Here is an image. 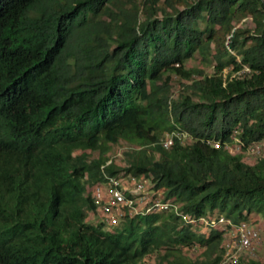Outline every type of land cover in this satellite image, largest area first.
<instances>
[{
    "label": "trees",
    "instance_id": "1",
    "mask_svg": "<svg viewBox=\"0 0 264 264\" xmlns=\"http://www.w3.org/2000/svg\"><path fill=\"white\" fill-rule=\"evenodd\" d=\"M236 127L243 149L264 138V0H0V264H221V231L173 212L89 222L90 187L104 166L193 218H264V152L207 142ZM176 129L192 141L162 148ZM118 141L123 167L106 164Z\"/></svg>",
    "mask_w": 264,
    "mask_h": 264
},
{
    "label": "built area",
    "instance_id": "2",
    "mask_svg": "<svg viewBox=\"0 0 264 264\" xmlns=\"http://www.w3.org/2000/svg\"><path fill=\"white\" fill-rule=\"evenodd\" d=\"M249 72L250 68L241 64L240 68L232 73V76L240 77ZM239 133L240 129L236 127L230 133L229 142L211 139L207 142L214 148L223 147L231 153L245 152L247 155H259L264 148V138L252 142L243 149ZM175 139L182 144L192 141L188 133L176 129L164 132L160 136L158 144L162 148L168 149ZM234 149L238 151L234 152ZM110 162L111 160H107L106 164ZM101 173L102 178L90 187L93 204L91 215L97 216L98 219L95 223H103L104 227L114 226L119 220L137 214L173 212L184 223H198L221 231V247L223 248L221 264H233L241 258L242 254L254 253L257 246L261 244L260 230L250 220L235 223L222 215L212 218H193L184 213L178 203L166 199L161 191L154 190L149 180L142 175L137 176L125 171L108 174L104 170V166H101Z\"/></svg>",
    "mask_w": 264,
    "mask_h": 264
},
{
    "label": "rangeland",
    "instance_id": "3",
    "mask_svg": "<svg viewBox=\"0 0 264 264\" xmlns=\"http://www.w3.org/2000/svg\"><path fill=\"white\" fill-rule=\"evenodd\" d=\"M237 26L244 27V28H252V21L250 18H244L241 19L240 21L236 22ZM186 67H195V68H200L204 70L206 73H211L212 72V67L206 63H201L199 61V57L195 56L192 59H189L186 62ZM187 82V81H186ZM182 83H185V80L181 79L177 75H172L171 76V92L173 94H176L181 86ZM128 144L125 143L124 141H118L116 144L111 146V149L105 154V158H108V160H111L114 162L116 166L123 167L125 165V158H124V153L126 150H128ZM234 152H237L238 150L234 149ZM264 152V148H262L260 155H247L245 152H241L243 155V160L244 162L248 164H253L255 161L261 156V154ZM93 156H97L96 152L92 153ZM97 216H93L90 214L88 217L89 222L95 223L97 222ZM249 219L254 222V224L259 228L260 230V239H261V244L257 246V249L255 250L254 253L252 254H242L241 257H246V258H253L257 260H264V218H262L260 215L256 214H251L249 216ZM123 220H119L116 222L114 226H108L104 227L105 230H115L118 229ZM203 226H201L202 229ZM203 230V229H202ZM201 250L197 248H189L188 250H185V254L192 259H196L200 257ZM155 259L154 256L148 257L145 259L141 264H154Z\"/></svg>",
    "mask_w": 264,
    "mask_h": 264
}]
</instances>
